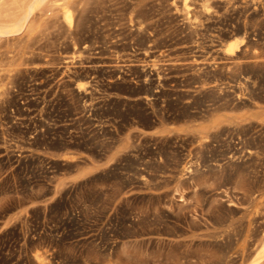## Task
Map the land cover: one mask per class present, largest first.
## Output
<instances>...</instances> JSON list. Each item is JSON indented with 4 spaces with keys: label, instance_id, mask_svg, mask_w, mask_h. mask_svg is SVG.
<instances>
[{
    "label": "rangeland",
    "instance_id": "374dc122",
    "mask_svg": "<svg viewBox=\"0 0 264 264\" xmlns=\"http://www.w3.org/2000/svg\"><path fill=\"white\" fill-rule=\"evenodd\" d=\"M32 1L0 0V264L248 263L264 0Z\"/></svg>",
    "mask_w": 264,
    "mask_h": 264
},
{
    "label": "bare ground",
    "instance_id": "6f19581e",
    "mask_svg": "<svg viewBox=\"0 0 264 264\" xmlns=\"http://www.w3.org/2000/svg\"><path fill=\"white\" fill-rule=\"evenodd\" d=\"M44 1L45 0H33L29 6L30 11L37 9ZM183 10H185V12L187 14L189 13L190 4H189L188 0H184ZM64 18L69 24H71L72 14H71L70 9L68 7H66V9L64 11ZM237 49H238V44H235V45L234 44H228L226 47V53L233 54ZM64 156H68V155L65 154ZM56 190L57 191L60 190V183L57 184ZM233 203L234 202L231 200V204H233ZM246 264H264V233L262 234V236L259 239V245L257 246L255 253L253 254L250 261Z\"/></svg>",
    "mask_w": 264,
    "mask_h": 264
},
{
    "label": "crops",
    "instance_id": "0c3cea01",
    "mask_svg": "<svg viewBox=\"0 0 264 264\" xmlns=\"http://www.w3.org/2000/svg\"><path fill=\"white\" fill-rule=\"evenodd\" d=\"M90 165V164H89ZM93 172H91V173H89V174H86L84 177H81V179L82 178H85V177H88L89 175H91ZM73 174H78V172H76V173H73Z\"/></svg>",
    "mask_w": 264,
    "mask_h": 264
}]
</instances>
